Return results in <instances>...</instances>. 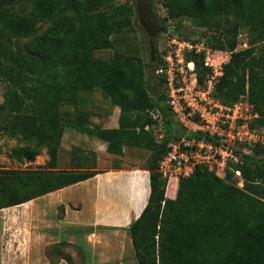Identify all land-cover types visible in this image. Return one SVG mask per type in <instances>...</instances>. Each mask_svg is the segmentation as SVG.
Returning <instances> with one entry per match:
<instances>
[{"label":"trees","instance_id":"16d2710c","mask_svg":"<svg viewBox=\"0 0 264 264\" xmlns=\"http://www.w3.org/2000/svg\"><path fill=\"white\" fill-rule=\"evenodd\" d=\"M161 4L165 22L186 19L203 31L198 40L185 41L202 49L184 52L200 86L211 73L203 49L229 54L212 97L227 107L246 98L253 116L249 127L264 133V0ZM114 19V0H0V133L28 142L12 149L14 158L33 162L42 148L49 157L46 169L0 171V209L98 174L80 167L55 170L62 129L69 127L105 142L111 155L122 156L123 147L150 152L143 168L148 172L147 201L128 228L136 264H264V163L258 158L264 144L241 145L245 153L234 149L239 161L228 162L223 177L206 165L195 166L188 176L176 178L175 196L167 197L168 179L158 167L173 140V124L166 116L165 91H150L146 80L148 72L153 75L162 65V55L154 62L150 58L149 66L117 51L110 60L97 56L115 48L110 36ZM240 31L247 48L236 51ZM96 89L119 109L116 129L93 125L92 112L79 108L82 94ZM63 106L73 107L72 118L62 116ZM155 112L165 129L159 140L152 132L159 124ZM234 171L240 173L242 188L232 183Z\"/></svg>","mask_w":264,"mask_h":264},{"label":"rangeland","instance_id":"374dc122","mask_svg":"<svg viewBox=\"0 0 264 264\" xmlns=\"http://www.w3.org/2000/svg\"><path fill=\"white\" fill-rule=\"evenodd\" d=\"M153 10L157 16L158 22L164 26L166 29L163 33L158 34L156 41V58L157 56L163 55V53L171 46L172 39L178 38L179 40L190 41L198 40L201 33V29H196L192 26L191 22L188 20H181L180 22L173 23L170 21L165 22L164 18L166 17V12L161 4V0H152ZM20 13V8L15 9ZM114 13H115V23L114 31L111 33V38L116 39L115 48L98 51L97 56L110 60L115 51L123 53L125 55L136 56L141 58L145 65L150 64V54L148 39L145 32L139 26L138 17L135 8V1L132 0H114ZM46 25L42 27V31L46 29ZM189 41V44H190ZM188 42V41H187ZM238 44L236 51L243 50L247 48V38L244 31H240L238 36ZM22 47V45H21ZM20 48V42H19ZM204 48V46H203ZM205 51V60L210 64L211 73L210 76L218 78L221 75V67L229 59V54L225 52L213 51L210 49H203ZM151 67V66H150ZM153 73V68H150ZM220 74V75H218ZM218 76V77H217ZM146 80L148 82V88L150 91L155 92L160 88L161 92H164L162 87V81L160 78L153 73L150 75L149 72L146 74ZM156 80V81H155ZM3 91L4 86L0 81V103L3 100ZM152 92V93H153ZM83 95V102L78 106L81 109H88L92 112L93 115L90 117V122L93 125L103 127L104 123L108 117L106 114L107 110H110L109 106L111 103L107 101L98 89L94 90L91 93H85ZM242 111L248 110L251 112V107L246 103V98H243L241 101ZM105 110V111H104ZM73 107L63 106L62 107V116L65 119L72 118ZM153 115L158 116L160 122L158 126L153 128V133L156 136V139L159 140L163 134H165V129L163 126V119L160 113H153ZM166 116L171 120L173 124V129L171 130V136L173 140L171 143H177L184 137L185 132L183 129L176 124L170 117L169 111H166ZM28 142L22 137H12L7 134L0 133V171L2 170H26V169H46V164L49 160V157L46 153V149H41V154L37 156L33 162H28L25 160H20L10 156L12 149L15 146H26ZM235 149L241 150L245 153V148H242L241 145L234 147ZM238 150V151H239ZM248 152V150H246ZM150 152L147 150L139 151L132 147L125 148V153L122 156H116L108 154L105 151L104 144L97 140L94 137H90L86 134L79 133L75 130H72L69 127H64L62 129L61 145L58 151L56 159V168L58 171H75L80 168H87L96 173H102L103 171L110 168H129L133 164L140 163V166L145 167L147 163V158H149ZM238 158V157H237ZM259 160L264 163V152L258 156ZM227 163L225 165V168ZM212 170L218 172V176L223 177V173L219 170V167L212 165ZM184 177L179 174L173 175L171 178ZM170 178V179H171ZM169 183V180H168ZM167 183V185H169ZM232 183L242 188L243 181L239 180V177L233 176ZM146 189V188H145ZM167 189V187H166ZM72 191H78V188L72 189ZM147 189L145 190V192ZM68 191L64 193H59L57 195H52L58 200L65 198ZM69 194V195H71ZM51 196V198H53ZM175 196V195H174ZM69 200V196H67ZM48 199H41L37 203L39 206L43 207L48 203ZM74 202V201H73ZM73 210H81L80 218L87 216V211H82V205H76L72 207ZM58 213L63 212V207H57ZM83 233L81 238H84L87 241V246L90 247V252L86 247L83 249L81 245L76 240L77 231L73 230V243L71 244H60L57 246H49L45 248L43 244L40 246V249H31V251H26L24 254L28 253V260H25L26 264H136L132 248L129 247L128 241L124 240V235L119 230L115 233H110V235L100 234L89 236L85 234V229L78 231ZM21 241L26 239V236L21 235ZM85 241V242H86ZM104 241V243H102ZM79 244V245H78ZM22 251V250H21ZM30 256H33V258ZM60 256L68 258L67 262L61 260ZM25 256H22L24 258ZM30 258V259H29Z\"/></svg>","mask_w":264,"mask_h":264},{"label":"crops","instance_id":"0c3cea01","mask_svg":"<svg viewBox=\"0 0 264 264\" xmlns=\"http://www.w3.org/2000/svg\"><path fill=\"white\" fill-rule=\"evenodd\" d=\"M109 108L104 126L100 127L102 129L118 127L120 111L113 105ZM101 142L106 151V143ZM125 148L128 147H123L122 153H125ZM134 149L144 151L140 148ZM143 168L140 163L129 168H110L77 184L20 205L0 209V264H26L28 253H24L31 249H40L42 244L45 248L72 244L73 230L77 231L76 240L80 247H86L89 252L87 241L81 238L83 233L78 232L82 229H85L87 237L110 235L119 230L132 248L128 228L145 206L149 192L148 172ZM176 185L177 179L171 178L165 193L167 197H174L173 189ZM74 188H78V191H72L71 194L70 191ZM64 191H68L69 200L67 196L59 200L52 196ZM41 199H48L46 206H39L37 202ZM76 205H82V211L88 212L85 219L80 218L81 210L72 209ZM59 206L63 207V212L58 213ZM21 235L28 239L26 243L21 241ZM60 258L64 261L63 256Z\"/></svg>","mask_w":264,"mask_h":264},{"label":"built area","instance_id":"2783aa9c","mask_svg":"<svg viewBox=\"0 0 264 264\" xmlns=\"http://www.w3.org/2000/svg\"><path fill=\"white\" fill-rule=\"evenodd\" d=\"M169 47L172 50L168 48L162 55V65L155 74L164 79L165 103L171 119L185 134L179 142L169 143L158 171L168 180L176 174L188 176L198 165L210 169L216 165L224 173L226 163L239 161L234 147L264 144V133L249 127L253 116L248 110L242 111L241 102L227 107L212 97L216 78L209 76L203 86L198 84L194 63L185 61L184 52L191 49L198 52L201 46L173 38ZM205 66L211 67L206 60ZM152 117L160 122L158 116ZM234 174L242 181L239 171Z\"/></svg>","mask_w":264,"mask_h":264},{"label":"water","instance_id":"95a60500","mask_svg":"<svg viewBox=\"0 0 264 264\" xmlns=\"http://www.w3.org/2000/svg\"><path fill=\"white\" fill-rule=\"evenodd\" d=\"M135 8L138 17L139 26L147 35L149 54L151 61L156 60V41L158 34L165 31V27L162 26L157 19V16L153 10L152 0H134Z\"/></svg>","mask_w":264,"mask_h":264}]
</instances>
